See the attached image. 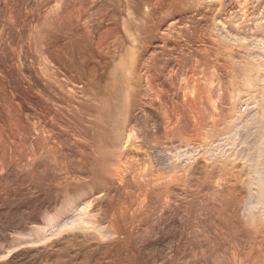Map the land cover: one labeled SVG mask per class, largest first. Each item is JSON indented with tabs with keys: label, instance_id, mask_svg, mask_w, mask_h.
Returning a JSON list of instances; mask_svg holds the SVG:
<instances>
[{
	"label": "rangeland",
	"instance_id": "rangeland-1",
	"mask_svg": "<svg viewBox=\"0 0 264 264\" xmlns=\"http://www.w3.org/2000/svg\"><path fill=\"white\" fill-rule=\"evenodd\" d=\"M185 3L0 0V264H264V0Z\"/></svg>",
	"mask_w": 264,
	"mask_h": 264
},
{
	"label": "bare ground",
	"instance_id": "bare-ground-1",
	"mask_svg": "<svg viewBox=\"0 0 264 264\" xmlns=\"http://www.w3.org/2000/svg\"><path fill=\"white\" fill-rule=\"evenodd\" d=\"M186 1V0H185ZM188 1V5L191 3L192 5H194V6H199V5H205V4H209V3H211V1H213V0H187ZM190 2V3H189ZM186 4V3H185ZM187 4L184 6V7H187L188 6ZM200 7V6H199ZM189 11V10H188ZM132 15V14H131ZM130 14H128V17H127V19H131L130 17ZM125 24V23H124ZM129 24V23H128ZM127 24V25H128ZM127 25L125 26L126 27V30H127V32L131 35V30L130 29H128V27H130L129 25H128V27H127ZM131 28V27H130ZM133 31V30H132ZM133 33V32H132ZM135 34V33H134ZM130 35H128L129 37H130ZM133 35V34H132ZM137 35V34H136ZM128 37V38H129ZM131 38L133 39V37L131 36ZM137 38V37H136ZM131 39V41H133ZM137 49V48H136ZM134 47H131L128 51H127V55H128V57L127 58H121L120 60H119V65H121V66H119V67H121L123 70H128V80L126 81V85L125 86H131V82H130V78L132 77H130V72L132 71V69H133V67H134V63H135V61L137 60V53H138V50H136ZM136 64V63H135ZM118 65V64H117ZM124 65H127V66H124ZM132 73V72H131ZM132 79V78H131Z\"/></svg>",
	"mask_w": 264,
	"mask_h": 264
},
{
	"label": "clouds",
	"instance_id": "clouds-1",
	"mask_svg": "<svg viewBox=\"0 0 264 264\" xmlns=\"http://www.w3.org/2000/svg\"><path fill=\"white\" fill-rule=\"evenodd\" d=\"M246 223H248L249 226H254V222H248V221H246Z\"/></svg>",
	"mask_w": 264,
	"mask_h": 264
}]
</instances>
